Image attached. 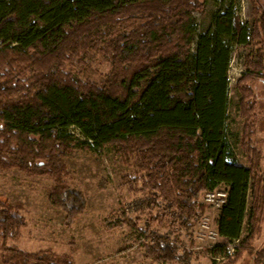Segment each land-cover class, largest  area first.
<instances>
[{"label": "trees", "instance_id": "trees-1", "mask_svg": "<svg viewBox=\"0 0 264 264\" xmlns=\"http://www.w3.org/2000/svg\"><path fill=\"white\" fill-rule=\"evenodd\" d=\"M208 1L0 0V175L18 170L52 180L48 201L76 221L85 209L67 159L106 149L134 170L125 184L137 206L152 211L148 222L165 226L173 214L188 229L206 211L201 197L224 187L220 222L237 241L247 218V235L233 259L229 243L212 254L235 264L246 253L261 264L264 248L254 243L264 224V153L256 140L264 123V5L251 0V24L235 19L226 33L216 16L198 33L194 13ZM222 1L233 20L240 0ZM235 44L251 49L236 84L245 164L226 132ZM21 210L0 200V264H77L10 244L27 224ZM149 234V257L190 263L192 253Z\"/></svg>", "mask_w": 264, "mask_h": 264}, {"label": "rangeland", "instance_id": "rangeland-1", "mask_svg": "<svg viewBox=\"0 0 264 264\" xmlns=\"http://www.w3.org/2000/svg\"><path fill=\"white\" fill-rule=\"evenodd\" d=\"M259 2L264 5V0ZM228 11H231L230 2L209 0L203 8L194 13L198 33L211 28L216 16L224 24L226 33L231 31L235 19L242 25L251 24L253 21L251 0L239 1L232 10L233 20ZM250 52L251 49L235 44L229 70L230 105L226 132L235 158L243 164L245 158L238 142L244 122L238 110L239 96L236 84L245 72V61ZM259 102L262 105L263 115L260 113V116L263 122V89ZM72 131L79 139H84L76 128H72ZM257 132L256 140L264 153V123L259 126ZM67 164L71 189L77 195L80 205L84 206L82 209H85L76 221L68 220L64 212L53 207L48 201L47 193L52 186V180L42 176L27 177L18 170L0 175V200L20 205L23 208L21 213L23 212L27 221L21 238L10 244L18 245L28 252L49 250L69 255L77 264H176L162 263L149 257L148 247L152 245L149 232L154 230L169 237L179 253H192L189 264H225L226 259L213 256L214 246L229 243L227 245L230 249H235V255L237 247L241 246V241L247 235V218L244 220L241 239L236 241V236L231 235L230 226L226 221L220 222L221 210L207 205L204 196L201 197V202L207 207L206 211L198 221L190 222L192 226L189 229L173 214L166 217L165 223L162 224L165 226L148 222L152 211L137 206L139 198L132 188L125 184L134 170L124 166L106 149L78 150L67 159ZM206 219L209 232L202 226ZM146 228L149 230L143 232ZM227 235L232 238L230 241L226 239ZM254 248L256 251L264 248V224ZM234 255L231 256L232 259ZM235 264L255 263L252 255L244 253ZM261 264H264V260Z\"/></svg>", "mask_w": 264, "mask_h": 264}, {"label": "built area", "instance_id": "built-area-1", "mask_svg": "<svg viewBox=\"0 0 264 264\" xmlns=\"http://www.w3.org/2000/svg\"><path fill=\"white\" fill-rule=\"evenodd\" d=\"M227 198H228V194L225 190H215V191H209L204 195V202L215 208L218 210H221L223 208V206L226 204L227 202ZM203 227L208 230L209 232V223L206 220L203 221L202 223ZM211 234H214L213 232H211ZM215 247V246H214ZM229 248V247H228ZM230 249V248H229ZM235 252V249H230V255L233 256ZM220 259V258H219ZM224 259V258H221Z\"/></svg>", "mask_w": 264, "mask_h": 264}]
</instances>
